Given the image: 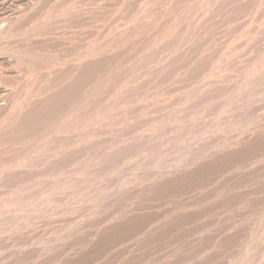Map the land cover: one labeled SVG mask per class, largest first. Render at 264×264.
Masks as SVG:
<instances>
[{"label":"rangeland","instance_id":"1","mask_svg":"<svg viewBox=\"0 0 264 264\" xmlns=\"http://www.w3.org/2000/svg\"><path fill=\"white\" fill-rule=\"evenodd\" d=\"M0 206V264H264V0H0Z\"/></svg>","mask_w":264,"mask_h":264},{"label":"bare ground","instance_id":"2","mask_svg":"<svg viewBox=\"0 0 264 264\" xmlns=\"http://www.w3.org/2000/svg\"><path fill=\"white\" fill-rule=\"evenodd\" d=\"M197 3L199 4V2H197ZM191 5H192V4H191ZM206 5H207V4H206ZM63 8H64V7H63ZM183 8H184V7H183ZM190 8H191V7H190ZM207 9H208V8H207ZM187 10H188V9H187ZM67 13H68V12H67ZM197 14H198V13H197ZM175 16H176V15H175ZM177 16H179V15H177ZM187 17H188V16H187ZM183 18H184V17H183ZM198 19H199V18H198ZM192 20H194V19H192ZM196 20H197V19H196ZM51 21H52V20H51ZM178 21H179V20H178ZM195 22H197V21H195ZM199 22H200V21H199ZM64 23H65V22H64ZM183 23H184V22H183ZM49 24H50V23H49ZM186 24H187V23H186ZM186 24H185V25H186ZM71 26H72V25H71ZM175 27H177V26H175ZM191 27H192V26H191ZM188 29H189V28H188ZM173 33H174V32H173ZM169 34H170V33H169ZM169 34H168V35H169ZM181 37H182V36H181ZM159 39H160V38H159ZM177 39H178V38H177ZM160 40H162V39H160ZM157 41H158V40H157ZM176 46H177V45H176ZM169 48H170V47H169ZM170 49H171V48H170ZM100 50H101V49H100ZM79 52H80V51H79ZM86 52H87V51H86ZM261 53H262V52H261ZM75 54H76V53H75ZM79 54H80V53H79ZM259 54H260V53H259ZM83 55H84V54H83ZM24 56H25V55H24ZM80 56H81V55H80ZM85 56H86V55H85ZM78 57H79V56H78ZM82 58H83V57H82ZM82 58H81V59H82ZM155 59H156V57H155ZM152 60H153V59H152ZM260 60H261V59H260ZM23 61H24V60H23ZM44 63H45V62H44ZM151 63H152V62H151ZM50 64H51V63H50ZM148 64H149V63H148ZM149 65H150V64H149ZM241 72H242V71H241ZM249 72H251V71H249ZM256 72H257V71H256ZM79 77H80V76H79ZM83 78H84V77H83ZM245 79H246V78H245ZM247 79H248V78H247ZM259 79H260V78H259ZM25 80H26V79H25ZM72 81H73V80H72ZM260 81H261V80H260ZM255 82H256V81H255ZM258 82H259V81H258ZM199 83H200V82H199ZM27 84H29V83H27ZM69 85H70V84H69ZM69 85H68V86H69ZM240 85H241V84H240ZM254 85H255V84H254ZM256 85H257V84H256ZM26 86H27V85H26ZM238 86H239V85H238ZM31 88H32V87H31ZM69 88H70V87H69ZM204 88H205V87H204ZM240 88H241V87H240ZM242 88H243V87H242ZM71 89H72V87H71ZM67 90H68V89H67ZM241 90H242V89H241ZM50 91H51V90H50ZM68 91H69V90H68ZM190 91H191V90H190ZM217 91H218V90H217ZM70 92H71V91H70ZM181 92H182V91H181ZM207 92H208V91H207ZM62 93H63V91H62ZM89 93H90V92H89ZM244 93H245V92H244ZM70 94H71V93H70ZM70 94H68V95H70ZM75 94H76V93H75ZM117 94H118V93H117ZM186 94H187V93H186ZM207 94H208V93H207ZM44 95H45V94H44ZM44 95H43V96H44ZM64 95H65V94H64ZM95 95H96V94H95ZM184 95H185V94H184ZM202 95H203V94H202ZM66 96H67V95H66ZM50 97H51V96H50ZM60 97H61V96H60ZM60 97H58V98H60ZM175 97H176V96H175ZM211 97H212V96H211ZM218 97H219V96H218ZM61 98H62V97H61ZM68 98H69V97H68ZM68 98H67V99H68ZM170 98H171V97H170ZM170 98H169V99H170ZM254 98H255V97H254ZM49 99H50V98H49ZM90 99H91V98H90ZM169 99H168V100H169ZM184 99H185V98H184ZM189 99H191V98H189ZM60 100H61V99H60ZM203 100H204V99H203ZM218 100H219V99H218ZM226 100H227V99H226ZM231 100H232V99H231ZM50 101H51V100H50ZM55 101H56V100H55ZM57 101H58V100H57ZM61 101H63V100H61ZM209 101H210V100H209ZM15 102H16V101H15ZM18 102H19V101H18ZM53 102H54V101H53ZM53 102H52V103H53ZM59 102H60V101H59ZM59 102H58V103H59ZM202 102H203V101H202ZM211 102H213V101H211ZM230 102H232V101H230ZM22 103H23V102H22ZM41 103H42V102H41ZM55 103H56V102H55ZM58 103H57V104H58ZM46 104H47V103H46ZM48 104H49V102H48ZM107 104H108V103H107ZM122 104H123V103H122ZM40 105H41V104H40ZM126 105H127V104H126ZM208 105H209V104H208ZM235 105H236V104H235ZM19 106H20V104H19ZM52 106L54 107V105H51V108H52ZM73 106H74V105H73ZM13 107H14V106H12V108H13ZM21 107H22V106H21ZM37 107H38V106H37ZM44 107H45V106H44ZM212 107H213V105H212ZM233 107H234V106H233ZM46 108H48V107H46ZM108 108H109V107H108ZM114 108H115V107H114ZM124 108H125V107H124ZM225 108H226V107H225ZM40 109H41V108H40ZM70 109H71V108H70ZM77 109H78V108H77ZM104 109H105V108H104ZM176 109H177V108H176ZM184 109H185V108H184ZM212 109H213V108H212ZM230 109H231V108H230ZM10 110H11V109H10ZM16 110H17V109H16ZM94 110H95V109H94ZM226 110H227V109H226ZM56 111H57V110H56ZM112 111H113V110H112ZM198 111H199V110H198ZM12 112H13V111H12ZM69 112H71V111H69ZM72 112H73V111H72ZM201 112H202V110H201ZM230 112H231V111H230ZM14 113H15V112H14ZM30 113H32V112H30ZM74 113H75V112H74ZM190 113H191V112H190ZM190 113H189V114H190ZM15 114H16V113H15ZM96 114H97V113H96ZM98 114H99V113H98ZM144 114H145V113H144ZM168 114H169V113H168ZM201 114H202V113H201ZM230 114H231V113H230ZM9 115H10V114H9ZM26 115H27V114H26ZM33 115H34V112H33ZM51 115H52V114H51ZM77 115H78V114H77ZM192 115H193V114H192ZM197 115H198V114H197ZM218 115H219V114H218ZM17 116H18V115H17ZM31 116H32V115H31ZM64 116H66V114H65ZM105 116H106V115H105ZM195 116H196V115H195ZM198 116H199V115H198ZM215 116H216V115H215ZM69 117H70V116H69ZM138 117H139V116H138ZM171 117H172V116H171ZM220 117H221V116H220ZM229 117H230V116H229ZM62 118H63V117H62ZM67 118H68V117H67ZM71 118H72V117H71ZM160 118H161V117H160ZM175 118H176V117H175ZM195 118H196V117H195ZM27 119H31V118H27ZM60 119H61V118H60ZM134 119H135V118H134ZM165 119H167V118H165ZM165 119H164V121H165ZM188 119H189V118H188ZM58 120H59V119H58ZM65 120H66V119H65ZM65 120H63V121H65ZM75 120H76V119H75ZM95 120H96V119H95ZM208 120H209V119H208ZM234 120H235V119H234ZM116 121H117V120H116ZM174 121H175V120H174ZM187 121H188V120H187ZM51 122H52V121H51ZM59 122H61V120H60ZM65 122H66V121H65ZM105 122H106V121H105ZM162 122H163V121H162ZM165 122H166V121H165ZM240 122H241V121H240ZM5 123H6V122H5ZM57 123H58V122H57ZM62 123H63V122H62ZM68 123H69V122H68ZM98 123H100V122H98ZM98 123H97V124H98ZM174 123H175V122H174ZM179 123H180V122H179ZM184 123H185V122H184ZM200 123H201V122H200ZM33 124H34V123H33ZM50 124H51V123H50ZM138 124H139V123H138ZM142 124H143V123H142ZM51 125H52V124H51ZM57 125H58V124H57ZM66 125H67V124H66ZM71 125H72V124H71ZM123 125H124V124H123ZM215 125H216V124H215ZM130 126H131V125H130ZM149 126H150V125H149ZM170 126H171V125H170ZM193 126H194V125H193ZM197 126H198V125H197ZM224 126H225V125H224ZM229 126H230V125H229ZM233 126H234V125H233ZM48 127H50V125H49ZM55 127H56V126H55ZM62 127H63V126H62ZM122 127H123V126H122ZM145 127H146V126H145ZM179 127H180V126H179ZM181 127H182V126H181ZM183 127H184V126H183ZM212 127H213V126H212ZM52 128H53V127H52ZM64 128H65V127H63V129H64ZM102 128H103V127H102ZM109 128H110V127H109ZM161 128H162V127H161ZM172 128H173V127H172ZM3 129H4V128H3ZM56 129H57V127H56ZM59 129H61V128H59ZM66 129L68 130L69 128H66ZM66 129H65V130H66ZM70 129H71V128H70ZM117 129H118V128H117ZM142 129H144V127H143ZM150 129H153V128H150ZM170 129H171V128H170ZM217 129H218V128H217ZM28 130H29V129H28ZM53 130H54V129H53ZM76 130H77V129H76ZM140 130H141V129H140ZM148 130H149V129H148ZM177 130H178V129H177ZM208 130H209V129H208ZM23 131H24V130H23ZM49 131H52L51 128H50ZM54 131H56V130H54ZM61 131H62V130H61ZM71 131H72V130H71ZM122 131H123V130H122ZM212 131H213V130H212ZM231 131H232V130H231ZM57 132H58V131H57ZM62 132H63V131H62ZM82 132H83V131H82ZM167 132H168V131H167ZM209 132H210V131H209ZM232 132H233V131H232ZM5 133H6V132H5ZM55 133H56V132H55ZM55 133H54V134H55ZM123 133H124V132H123ZM140 133H141V131H140ZM151 133H152V132H151ZM151 133H150V134H151ZM168 133H169V132H168ZM168 133H167V134H168ZM202 133H203V132H202ZM84 134H85V132H84ZM136 134H137V133H136ZM179 134H180V133H179ZM196 134H198V133H196ZM205 134H206V133H205ZM70 135H71V134H70ZM89 135H90V134H89ZM89 135H88V136H89ZM186 135H188V134L186 133ZM109 136H110V135H109ZM165 136H166V134H165ZM172 136H173V135H172ZM72 137H73V136H72ZM90 137H91V136H90ZM131 137H132V136H131ZM170 137H171V136H170ZM73 138H74V137H73ZM83 138H84V137H83ZM83 138H82V139H83ZM86 138H87V137H86ZM194 138H195V137H194ZM13 139H14V138H13ZM47 139H48V138H47ZM70 139H71V138H70ZM79 139H80V138H79ZM105 139H106V138H105ZM174 139H175V138H174ZM174 139H173V142H175V141L177 140V139H176V140L174 141ZM178 139H179V137H178ZM34 140H35V139H34ZM34 140H33V141H34ZM195 140H196V139H195ZM123 141H124V140H123ZM132 141H133V140H132ZM139 141H140V140H139ZM200 141H201V140H200ZM24 142H25V141H24ZM35 142H36V140H35ZM66 142H68V141H66ZM90 142H91V141H90ZM104 142H105V141H104ZM129 142H130V141H129ZM169 142H170V141H169ZM169 142H168V143H169ZM177 142H178V141H177ZM127 143H128V142H127ZM135 143H136V142H135ZM157 143H158V142H157ZM170 143H171V142H170ZM96 144H97V143H96ZM162 144H163V143H162ZM189 144H190V143H189ZM201 144H202V142H201ZM204 144H206V143L204 142ZM37 145H38V144H37ZM68 145H69V144H68ZM68 145H67V146H68ZM70 145H71V144H70ZM123 145H124V143H123ZM168 145H169V144H168ZM173 145H175V144H173ZM177 145H179V143H178ZM180 145H181V144H180ZM190 145H191V144H190ZM190 145H189V146H190ZM166 146H167V145H166ZM171 146H172V145H171ZM204 146H205V145H204ZM98 147H99V146H98ZM118 147H119V146H118ZM129 147H130V146H129ZM134 147H135V146H134ZM147 147H148V146H147ZM156 147H157V146H156ZM175 147H176V146H175ZM206 147H207V146H206ZM63 148H64V147H63ZM66 148H67V147H66ZM114 148H115V147H114ZM168 148H169V147H168ZM173 148H174V147H173ZM180 148H181V147H180ZM182 148H183V147H182ZM5 149H6V148H5ZM92 149H93V148H92ZM96 149H97V148H96ZM178 149H179V147H178ZM185 149H186V148H185ZM48 150H49V149H48ZM114 150H115V149H114ZM143 150H145V149H143ZM155 150H156V149H155ZM157 150H158V149H157ZM157 150H156V152H157ZM174 150L176 151V149H174ZM180 150H181V149H179V151H180ZM183 150H184V149H183ZM18 151H19V150H18ZM51 151H52V150H51ZM55 151H56V150H55ZM150 151H152V150H150ZM168 151H169V150H168ZM179 151H178V153H179ZM3 152H4V151H3ZM53 152H54V150H53ZM53 152H52V153H53ZM102 152H103V151H102ZM129 152H130V151H129ZM137 152H138V151H137ZM159 152H160V151H159ZM114 153H115V152H114ZM139 153H140V152H139ZM150 153H151V152H150ZM181 153H182V151H181ZM183 153H184V152H183ZM115 154H116V153H115ZM147 154H149V153H147ZM147 154H146V156H147ZM157 154H158V153H157ZM32 155H33V154H32ZM57 155H58V154H57ZM103 155H104V154H103ZM138 155H139V154H138ZM178 155H179V154H178ZM39 156H40V155H39ZM101 156H102V155H101ZM107 156H108V155H107ZM121 156H122V155H121ZM129 156H130V155H129ZM136 156H137V154H136ZM144 156H145V155H144ZM163 156H164V155H163ZM179 156H180V155H179ZM181 156H182V155H181ZM68 157H72V155H71V156H68ZM91 157H92V156H91ZM103 157H104V156H103ZM103 157H102V158H103ZM139 157H140V155H139ZM141 157H142V156H141ZM167 157H168V155H167ZM205 157H206V156H205ZM61 158H62V157H61ZM114 158H115V157H114ZM132 158H133V157H132ZM132 158H131V159H132ZM159 158H160V157H159ZM159 158H158V159H159ZM180 158H181V157H180ZM21 159H22V158H21ZM63 159H65V158H63ZM70 159H71V158H70ZM72 159H73V158H72ZM96 159H97V158H96ZM127 159H128V158H127ZM129 159H130V158H129ZM131 159H130V160H131ZM134 159H135V157H134ZM136 159H137V157H136ZM158 159H157V160H158ZM181 159H182V158H181ZM212 159H213V158H212ZM19 160H20V159H19ZM59 160H60V159H59ZM73 160H74V159H73ZM137 160H138V159H137ZM148 160H149V159H148ZM154 160H155V159H154ZM165 160H166V159H165ZM62 161H63V160H61V163H62ZM70 161H71V160H70ZM70 161H69V162H70ZM76 161H77V160H76ZM78 161H79V159H78ZM81 161H82V160H81ZM102 161H103V160H102ZM108 161H109V160H108ZM115 161H116V160H115ZM125 161H126V160H125ZM125 161H124V162H125ZM128 161H129V160H128ZM138 161H139V160H138ZM138 161H137V162H138ZM140 161H141V160H140ZM158 161H159V160H158ZM167 161H168V160H167ZM18 162H20V161H18ZM100 162H101V160H100ZM124 162H123V163H124ZM126 162H127V161H126ZM132 162H133V160H132ZM135 162H136V161H135ZM168 162H169V161H168ZM168 162H167V163H168ZM21 163H22V162H21ZM21 163H20V164H21ZM59 163H60V162H59ZM64 163H65V162H64ZM72 163H73V162H71V164H72ZM82 163H83V162H82ZM82 163H81V164H82ZM85 163H86V161H85ZM95 163H96V162H95ZM115 163H116V162H115ZM115 163H114V164H115ZM123 163H122V164H123ZM129 163H130V162H129ZM144 163H145V162H144ZM158 163H159V162H158ZM158 163H157V166H158ZM41 164H42V163H41ZM62 164H63V163H62ZM71 164H69V166H71ZM76 164L78 165V163H76ZM79 164H80V163H79ZM104 164H105V163H104ZM114 164H113V165H114ZM159 164H160V163H159ZM173 164H174V162H173ZM4 165H5V164H4ZM87 165H88V164H87ZM116 165H117V164H116ZM116 165L114 166V168H116ZM133 165H134V164H133ZM167 165H168V164H167ZM59 166H60V165H59ZM62 166H63V165H62ZM65 166H66V165H65ZM117 166H118V165H117ZM120 166H122V165H120ZM141 166H142V165H141ZM143 166H144V165H143ZM165 166H166V165H165ZM60 167H61V166H60ZM63 167H64V166H63ZM66 167H68V166H66ZM72 167H73V166H72ZM76 167H77V166H76ZM108 167H109V166H108ZM132 167H133V166H132ZM138 167H139V166H138ZM153 167H154V166H153ZM153 167H152V168H153ZM16 168H17V167H16ZM64 168H65V167H64ZM70 168H71V167H70ZM70 168H69V169H70ZM78 168H79V167H77L76 170H77ZM117 168H118V167H117ZM117 168L115 169L116 172L119 171L120 168L122 169V167H119V168H118L119 170H118ZM127 168H128V167H127ZM37 169H38V168H37ZM49 169H50V168H49ZM66 169H68V168H66ZM83 169H84V168H83ZM83 169H82V170H83ZM85 169H87V168H85ZM6 170H7V169H6ZM74 170H75V167H74ZM92 170H93V169H92ZM107 170H108V169H107ZM115 170H114V172H115ZM3 171H4V170H3ZM43 171H44V170H43ZM61 171H62V170H61ZM61 171H60V172H61ZM63 171H64V170H63ZM69 171H70V170H69ZM72 171H73V170H71V172H72ZM78 171H80V170H78ZM78 171H76V172H78ZM84 171H85V170H84ZM84 171H83V172H84ZM108 171H109V170H108ZM66 172H67V171H66ZM119 172H120V171H119ZM132 172H133V171H132ZM78 173H80V172H78ZM78 173H77V174H78ZM92 173H93V172H92ZM36 174H37V173H36ZM51 174H52V173H51ZM64 174H65V173H64ZM70 174H71V173H70ZM70 174H69V175H70ZM85 174H86V173H84V175H85ZM104 174H105V173H104ZM110 174H111V173H110ZM138 174H139V173H138ZM66 175H67V174H66ZM72 175H73V174H72ZM82 175H83V174H82ZM82 175H80V176H82ZM126 175H127V174H126ZM126 175H124V176H126ZM53 176H54V175H53ZM56 176H57V175H56ZM60 176H61V174H60ZM67 176H68V175H67ZM86 176H87V175H86ZM86 176H85V177H86ZM107 176H108V174H107ZM110 176H111V175H110ZM120 176H121V174H120ZM122 176H123V175H122ZM124 176H123V177H124ZM133 176H134V175H133ZM54 177H55V176H54ZM73 177H74V176H73ZM88 177H91V176L88 175V176H87V179H88ZM99 177H100V176H99ZM105 177H106V176H105ZM114 177H115V176H114ZM129 177H130V175H129ZM131 177H132V176H131ZM5 178H6V176H5ZM42 178H43V177H42ZM48 178H49V177H48ZM95 178H96V177H95ZM95 178H92V179H95ZM121 178H122V177H121ZM127 178H128V177H127ZM132 178H133V177H132ZM40 179H41V178H40ZM40 179H38V180H40ZM44 179H45V178H44ZM54 179H55V178H54ZM70 179H71V178H70ZM101 179H102V178H101ZM101 179H100V180H101ZM105 179H107V178H105ZM108 179H109V177H108ZM52 180H53V179H52ZM56 180H57V179H56ZM59 180H60V179H59ZM66 180H67V179H66ZM80 180H81V179H80ZM120 180H121V179H120ZM122 180H123V179H122ZM40 181H41V180H40ZM54 181H55V180H54ZM61 181H62V180H61ZM61 181H60V182H61ZM71 181H72V180H71ZM85 181H86V180H85ZM88 181H89V180H88ZM90 181H91V179H90ZM90 181H89V182H90ZM35 182H36V181H35ZM56 182H57V181H55V183H56ZM63 182H64V181H63ZM80 182H81V181H80ZM94 182H95V181H94ZM123 182H124V181H123ZM127 182H128V181H127ZM141 182H142V181H141ZM43 183H44V182H43ZM47 183H49V182H47ZM73 183H74V181H73ZM91 183H92V182H91ZM100 183H101V182H100ZM104 183H105V182H104ZM107 183H108V182H107ZM119 183H120V182H119ZM33 184H34V183H33ZM45 184H46V183H45ZM45 184H44V186H45ZM53 184H54V183H53ZM53 184H52V185H53ZM63 184H64V183H63ZM65 184H66V183H65ZM86 184H87V182H86ZM133 184H134V183H133ZM7 185H8V184H7ZM36 185H37V184H36ZM61 185H62V184H61ZM104 185H105V184H104ZM46 186H47V185H46ZM46 186H45V188H46ZM49 186H50V185H49ZM56 186H57V185H56ZM66 186H67V185H66ZM66 186H65V188H66ZM68 186H69V185H68ZM94 186H95V185H94ZM4 187H5V186H4ZM28 187H29V186H28ZM35 187L37 188V186H35ZM39 187L41 188V186H39ZM39 187H38V188H39ZM42 187H43V186H42ZM52 187H53V186H52ZM82 187H83V186H82ZM86 187H87V185H86ZM121 187H122V186H121ZM38 188H37V190H38ZM58 188H59V187H58ZM58 188H57V189H58ZM63 188H64V187H63ZM27 189H28V188H27ZM29 189H31V188H29ZM32 189H33V188H32ZM41 189H43V188H41ZM47 189H48V188H47ZM49 189H50V188H49ZM78 189H79V188H78ZM120 189H121V188H120ZM43 190H45V189H43ZM58 190H59V189H58ZM61 190H62V189H61ZM75 190H77V189H75ZM114 190H115V189H114ZM116 190H117V189H116ZM12 191H13V190H12ZM30 191H31V190H30ZM33 191H36V190L34 189ZM46 191H47V190H46ZM46 191H45V192H46ZM48 191H49V190H48ZM48 191H47V192H48ZM51 191H53V189H52ZM83 191L86 192V190H83ZM106 191H107V190H106ZM39 192H40V190H39ZM59 192H61V191L59 190ZM85 192H84V194H85ZM87 192H88V191H87ZM108 192H109V191H108ZM32 193H33V192H32ZM32 193H31V194H32ZM35 193H36V192H35ZM43 193H44V192H43ZM54 193H56V192H54ZM116 193H117V192H116ZM49 194H53V193L50 192ZM64 194H65V192H64ZM73 194H74V193H73ZM37 195H38V193H37ZM43 195H44V194H43ZM96 195H97V194H96ZM115 195H116V194H115ZM14 196H16V195H14ZM31 196H34V195L32 194ZM35 196H36V195H35ZM38 196H39V195H38ZM40 196H41V194H40ZM79 196H80V195H79ZM36 197H37V196H36ZM36 197H35V198H36ZM43 197H45V196H42V199H43ZM50 197H52V196L50 195ZM50 197H49V199H50ZM55 197H56V196H55ZM30 198H31V197H30ZM46 198H47V197H46ZM53 198H54V197H53ZM53 198H52V199H53ZM12 199H13V198H12ZM14 199H16V198H14ZM26 199H27V198H26ZM36 199H37V198H36ZM42 199H40V200H42ZM44 199H45V198H44ZM32 200H33V198L31 199V201H32ZM47 200H48V199H47ZM67 200H68V199H67ZM8 201H9V200H8ZM11 201H12V200H11ZM13 201L15 202V200H13ZM34 201H35V200H33V202H34ZM37 201H38V200H37ZM86 201H87V200H86ZM2 202H3V201H2ZM4 202H5V199H4ZM27 202H28V201H27ZM35 202H36V201H35ZM100 202H101V201H100ZM7 203H8V202H7ZM10 203H11V202H10ZM15 203H17V202H15ZM28 203H29V202H28ZM44 203H45L46 206H47V202H44ZM44 203H43V204H44ZM58 204H59V203H58ZM5 205H6V204H5ZM10 205H12V204H10ZM33 205H34V204H33ZM3 206H4V205H3ZM14 206H15V205H14ZM36 206H37V205H36ZM52 206H53V205H52ZM79 206H80V205H79ZM102 206H103V205H102ZM76 207H77V206H76ZM0 208H1V206H0ZM13 208H14V207H13ZM27 208H28V207H27ZM30 208H31V207H30ZM30 208H29V210H30ZM4 209H5V208H4ZM6 209H7V208H6ZM10 209H12V207H11ZM15 209H16V207H15ZM19 209H20V208H19ZM49 209H50V208H49ZM94 209H95V208H94ZM1 210H2V209H1ZM4 211H5V210H4ZM30 211H31V210H30ZM36 211H37V210H36ZM44 211H45V210H44ZM70 211H71V210H70ZM5 212H6V211H5ZM7 212H8V211H7ZM14 212H16V211H14ZM2 214H4V213H2ZM6 214H7V213H6ZM18 214H19V213H18ZM33 214H34V213H33ZM1 216H2V215H1ZM37 216H38V215H37ZM3 217H4V216H3ZM33 217H34V216H33ZM5 218H6V217H5ZM10 218H11V217H10ZM30 218H31V217H30ZM30 218H29V219H30ZM0 221H2V220H0ZM7 225H8V224H7ZM69 226H70V225H69ZM14 227H15V226H14ZM118 227H119V226H118ZM10 229H11V228H10ZM6 234H7V233H6Z\"/></svg>","mask_w":264,"mask_h":264}]
</instances>
